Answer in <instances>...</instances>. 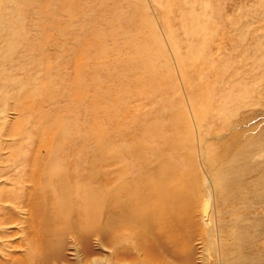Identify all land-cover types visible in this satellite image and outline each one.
<instances>
[{"label":"rangeland","instance_id":"374dc122","mask_svg":"<svg viewBox=\"0 0 264 264\" xmlns=\"http://www.w3.org/2000/svg\"><path fill=\"white\" fill-rule=\"evenodd\" d=\"M0 1L14 24L0 35V264H40L26 220L39 185H124L109 155L144 142L174 146L178 185H213L215 218L264 222V0ZM198 227L178 256L163 238L120 230L80 239L79 259L67 240L56 264H215L213 248L201 259Z\"/></svg>","mask_w":264,"mask_h":264},{"label":"bare ground","instance_id":"6f19581e","mask_svg":"<svg viewBox=\"0 0 264 264\" xmlns=\"http://www.w3.org/2000/svg\"><path fill=\"white\" fill-rule=\"evenodd\" d=\"M4 12L5 7L0 8V35L6 28L14 27L13 21L9 24L2 20L5 18ZM6 42V39L0 38V45L7 46ZM59 121L55 119L54 131L60 128ZM37 125L38 135L42 139L39 150H49L50 124L45 121ZM24 133L27 140L33 138L28 136L29 129L24 130ZM53 136L56 137L53 139L57 146L60 136L57 132ZM109 156L112 166H118L120 173H123L121 180L126 182L124 185H110L108 190L91 191L85 185H75V188L63 185L60 175H56L55 185H39L35 189L32 194L34 206L26 220L42 240L40 248L29 251L39 257L40 264L61 261L67 240L72 242L73 256L79 259L81 254L77 245L80 239L105 234L111 240L120 230H128L134 236L163 238L175 247L169 251L174 257L178 256L181 249L189 250V242L196 236L189 230L194 226H199L200 236L204 235L208 241L203 249L207 257L202 254V261L207 260L213 248L215 264H264V222L258 219L242 221L236 215L229 221L222 217L215 218V191L209 181L203 180L200 187L176 183L181 175L174 163L171 164L177 159L174 146L164 142L159 146H151L144 142L143 145L131 146L126 153L114 149ZM151 163L157 167L155 173L150 171ZM133 169L135 173H131ZM132 174L135 175L131 177ZM228 186H218L219 202L236 208L233 205L236 195L233 194L232 199L228 197ZM261 186L264 188V185ZM239 188L236 185L235 190L240 192ZM204 191V206L197 209L198 199ZM195 212L199 215L200 223L193 219ZM188 256L184 257V264H190Z\"/></svg>","mask_w":264,"mask_h":264}]
</instances>
